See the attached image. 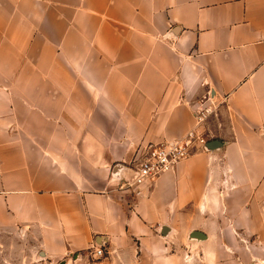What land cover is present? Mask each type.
I'll use <instances>...</instances> for the list:
<instances>
[{"label": "crops", "instance_id": "crops-1", "mask_svg": "<svg viewBox=\"0 0 264 264\" xmlns=\"http://www.w3.org/2000/svg\"><path fill=\"white\" fill-rule=\"evenodd\" d=\"M204 101L222 144L120 189L112 164L184 135ZM260 211L264 0H0V264H148Z\"/></svg>", "mask_w": 264, "mask_h": 264}, {"label": "rangeland", "instance_id": "rangeland-1", "mask_svg": "<svg viewBox=\"0 0 264 264\" xmlns=\"http://www.w3.org/2000/svg\"><path fill=\"white\" fill-rule=\"evenodd\" d=\"M80 44L74 43L75 51ZM147 143V142H146ZM143 146L140 141L130 159L115 161L112 169L126 164L125 168L131 169L136 165L139 150ZM120 182L118 187L120 188ZM260 217L253 220L254 231L236 234H211L207 241L191 237V232L173 236L169 243L167 254L162 258L147 257L146 263L150 264H264V211Z\"/></svg>", "mask_w": 264, "mask_h": 264}, {"label": "built area", "instance_id": "built-area-1", "mask_svg": "<svg viewBox=\"0 0 264 264\" xmlns=\"http://www.w3.org/2000/svg\"><path fill=\"white\" fill-rule=\"evenodd\" d=\"M213 110L214 106L210 102L198 103L194 107L196 125L184 135L149 141L144 144L139 150L138 161L132 168V172L122 177L120 189L137 195L141 193V188L145 183L174 169L180 160L195 152L199 147H205L207 137L204 135L202 125ZM92 247L96 255L105 254L102 244L93 243Z\"/></svg>", "mask_w": 264, "mask_h": 264}, {"label": "water", "instance_id": "water-1", "mask_svg": "<svg viewBox=\"0 0 264 264\" xmlns=\"http://www.w3.org/2000/svg\"><path fill=\"white\" fill-rule=\"evenodd\" d=\"M221 144L222 142L219 139H211L205 144V147L211 149L220 146ZM190 236L199 239H205L208 237V234L202 229H193L190 233Z\"/></svg>", "mask_w": 264, "mask_h": 264}]
</instances>
